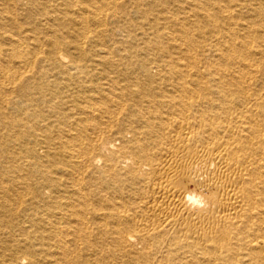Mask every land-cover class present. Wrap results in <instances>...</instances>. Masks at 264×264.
Returning <instances> with one entry per match:
<instances>
[{
  "label": "bare ground",
  "instance_id": "1",
  "mask_svg": "<svg viewBox=\"0 0 264 264\" xmlns=\"http://www.w3.org/2000/svg\"><path fill=\"white\" fill-rule=\"evenodd\" d=\"M0 264H264V0H0Z\"/></svg>",
  "mask_w": 264,
  "mask_h": 264
}]
</instances>
